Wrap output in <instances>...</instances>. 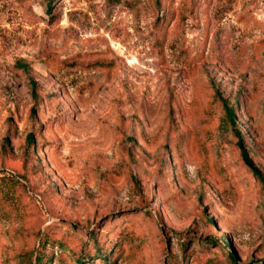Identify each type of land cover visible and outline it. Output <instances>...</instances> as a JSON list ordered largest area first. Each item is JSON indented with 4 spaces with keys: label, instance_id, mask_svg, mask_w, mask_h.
Returning a JSON list of instances; mask_svg holds the SVG:
<instances>
[{
    "label": "rangeland",
    "instance_id": "1",
    "mask_svg": "<svg viewBox=\"0 0 264 264\" xmlns=\"http://www.w3.org/2000/svg\"><path fill=\"white\" fill-rule=\"evenodd\" d=\"M216 91L264 173V0H0V264H264Z\"/></svg>",
    "mask_w": 264,
    "mask_h": 264
},
{
    "label": "trees",
    "instance_id": "2",
    "mask_svg": "<svg viewBox=\"0 0 264 264\" xmlns=\"http://www.w3.org/2000/svg\"><path fill=\"white\" fill-rule=\"evenodd\" d=\"M31 95L33 101L38 100V94H37V85L34 81L31 82ZM216 95L221 102L222 108H223V125L226 129L231 131L235 137L237 138V146L241 153V158L243 163L246 167L250 169V171L255 176L256 180L259 181L262 186L264 187V173L255 165L252 158L249 155V152L245 146L244 143V136L241 133V130L239 129L238 122H237V114H236V107L229 104L228 100L223 98L220 95L219 91H216ZM35 110V109H33ZM27 147L31 148L35 143V138L33 134H29L26 138ZM211 221V220H210ZM96 242V240H94ZM229 245V244H228ZM113 247H116V244L113 245ZM98 258L103 259V264H112V261L110 260V256L108 254H104L100 248H97ZM118 251V250H117ZM121 251L118 256L121 255ZM229 258L231 259V262L233 264H239L232 252H229ZM48 258H44L43 256H37L34 261L31 262V264H46ZM85 262V260H83Z\"/></svg>",
    "mask_w": 264,
    "mask_h": 264
}]
</instances>
